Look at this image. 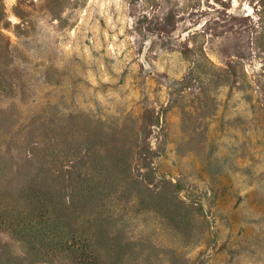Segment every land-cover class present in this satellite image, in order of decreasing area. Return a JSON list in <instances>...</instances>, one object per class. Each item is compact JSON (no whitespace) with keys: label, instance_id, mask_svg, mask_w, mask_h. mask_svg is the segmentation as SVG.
Masks as SVG:
<instances>
[{"label":"rangeland","instance_id":"rangeland-1","mask_svg":"<svg viewBox=\"0 0 264 264\" xmlns=\"http://www.w3.org/2000/svg\"><path fill=\"white\" fill-rule=\"evenodd\" d=\"M0 264H264V0H0Z\"/></svg>","mask_w":264,"mask_h":264}]
</instances>
